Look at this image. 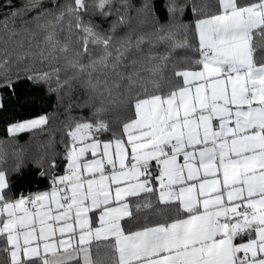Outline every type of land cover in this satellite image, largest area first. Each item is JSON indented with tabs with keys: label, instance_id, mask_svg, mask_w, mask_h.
Returning a JSON list of instances; mask_svg holds the SVG:
<instances>
[{
	"label": "snow or ice",
	"instance_id": "obj_1",
	"mask_svg": "<svg viewBox=\"0 0 264 264\" xmlns=\"http://www.w3.org/2000/svg\"><path fill=\"white\" fill-rule=\"evenodd\" d=\"M186 6L172 0L168 12L183 14ZM55 7L43 0H27L23 7L0 0L6 9L0 28L8 31L18 20L27 25L30 12L39 21ZM94 7L102 17L112 14V0H95ZM122 7L112 32L126 22L127 0ZM143 7L151 11L150 4ZM87 8L85 0H73L65 9L77 15L84 34L82 50L69 63L94 91L110 92L113 78L112 87L127 80L135 92L118 130L101 118L103 108L66 126L65 174H53L48 190L12 197L0 156V252L7 264H264V60H254L252 46L254 34L264 37V0H218L211 14L193 6L202 16L195 22L199 58L174 64L172 77L179 82L164 90L153 80L151 91L145 82L136 83L138 72L125 74L132 41L113 54L112 35L80 19ZM46 41H55V34ZM144 42L138 37L134 47ZM89 45L103 53L84 64ZM136 64L133 59V69ZM28 78L47 82L50 75ZM12 84L5 77L3 86ZM49 119L17 121L8 133L42 130ZM105 134L108 139H102ZM57 166L50 158L53 173ZM157 205L174 214L150 222Z\"/></svg>",
	"mask_w": 264,
	"mask_h": 264
},
{
	"label": "trees",
	"instance_id": "obj_2",
	"mask_svg": "<svg viewBox=\"0 0 264 264\" xmlns=\"http://www.w3.org/2000/svg\"><path fill=\"white\" fill-rule=\"evenodd\" d=\"M16 7H23L27 0H11ZM52 9L53 15L39 21L32 20L35 12L27 14L30 21L27 25L18 20L9 30L0 28V156L6 161L3 165L9 171L12 187L10 195H27L48 190L51 186V176L63 175L64 163L63 141L66 139L65 130L74 118H91L97 108H103V119L108 121L114 130L119 129L120 122L126 118V105L129 96L135 92V85L130 91L128 81H120L119 88L112 87L111 91H94L87 86V77L71 66L69 61L76 52L83 48L81 37L84 35L77 27V15L66 11L73 5V0H43ZM87 11L79 13L84 24H92L105 35H112V48H119L126 40L132 41L133 47L126 54L124 61L129 65L124 71L129 74L139 73L136 83L145 82L151 91V81L156 80L161 88L167 90L170 84L177 81L172 77L173 65H181L186 60H196L199 47L195 22L202 16L194 14L193 6L204 13L217 11L218 0H175L177 4L187 5L183 14L170 15L168 6L172 0H127L129 9L125 15L126 22L119 24L115 32L111 26L116 23L118 14H124V0H112V14L102 17L94 7L95 0H85ZM247 2V0H245ZM151 5V11L144 10V4ZM6 11L0 8V12ZM63 11L61 19L54 17ZM38 25H42L38 26ZM55 34V41H46L48 34ZM173 34L170 36L169 34ZM143 36L145 42L137 50L134 45L138 37ZM58 42V43H57ZM174 44L181 46L174 47ZM68 46L67 52L60 49ZM254 60H264V37L254 34L252 38ZM5 50L7 56H5ZM91 56L82 54L81 62L89 63L103 53L101 46L89 45ZM169 55L170 59L149 60V56L162 57ZM7 58V63L3 61ZM137 60L135 68L131 61ZM156 65L161 67L153 75ZM48 73L47 82H34L29 76ZM5 77L11 78V87L3 86ZM58 78V79H57ZM95 79V76H94ZM58 81L61 85L58 87ZM41 115L50 117L49 124L42 130H27L17 133L14 137L8 133V126L17 121H25ZM105 134L102 139H108ZM55 157L57 167L55 172L49 168L50 158ZM19 162L20 167L16 165ZM44 173V175H41ZM158 213L148 214L150 222L162 221L171 217L174 209L156 206ZM3 241L0 239V248ZM101 249L100 254L104 255ZM8 256L0 252V264H7Z\"/></svg>",
	"mask_w": 264,
	"mask_h": 264
},
{
	"label": "crops",
	"instance_id": "obj_3",
	"mask_svg": "<svg viewBox=\"0 0 264 264\" xmlns=\"http://www.w3.org/2000/svg\"><path fill=\"white\" fill-rule=\"evenodd\" d=\"M27 131V130H26ZM143 195V194H142ZM150 199H152L153 201H155V199H156V197L154 196V195H152V196H150L149 197ZM122 223H123V221H122ZM246 239V238H245Z\"/></svg>",
	"mask_w": 264,
	"mask_h": 264
},
{
	"label": "rangeland",
	"instance_id": "obj_4",
	"mask_svg": "<svg viewBox=\"0 0 264 264\" xmlns=\"http://www.w3.org/2000/svg\"><path fill=\"white\" fill-rule=\"evenodd\" d=\"M36 118V117H35ZM32 119H34V118H32ZM28 120H31V119H28ZM25 121H27V120H25Z\"/></svg>",
	"mask_w": 264,
	"mask_h": 264
},
{
	"label": "built area",
	"instance_id": "obj_5",
	"mask_svg": "<svg viewBox=\"0 0 264 264\" xmlns=\"http://www.w3.org/2000/svg\"><path fill=\"white\" fill-rule=\"evenodd\" d=\"M28 195V194H27ZM26 196V195H25ZM42 203V202H41Z\"/></svg>",
	"mask_w": 264,
	"mask_h": 264
}]
</instances>
